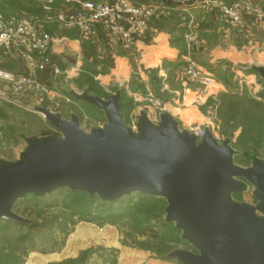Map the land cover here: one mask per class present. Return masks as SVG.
Listing matches in <instances>:
<instances>
[{
  "label": "rangeland",
  "instance_id": "rangeland-1",
  "mask_svg": "<svg viewBox=\"0 0 264 264\" xmlns=\"http://www.w3.org/2000/svg\"><path fill=\"white\" fill-rule=\"evenodd\" d=\"M85 1L88 0H0V18L13 19L29 28L40 26L58 43L65 38L58 33L62 31L57 25L60 15L77 2ZM161 1L134 0L132 3L158 5ZM202 1L205 0H197V3L200 5ZM206 1L212 6L202 3L187 13L170 3L168 10L146 19L145 41H133L130 49L112 43L116 38L107 39L97 34L92 38L79 35L77 40L67 39L76 42L70 53L63 44H56L53 51L52 43L44 67V63L40 64L30 55L24 63H18L0 54V71L13 76V82L30 80L34 71L41 87L35 93L38 100L35 101L34 96L30 99L21 96L0 80L3 98L0 100V159L17 160L24 139L59 135L31 111L33 108H46L64 120L76 115L84 131L105 122L100 111L68 97L71 91L80 93L74 84L79 76L95 81V91L101 99L105 93L122 92L124 124L134 134L141 111L158 125L163 111L161 96L172 100L189 89L192 95L186 97L184 105L190 109L184 108L181 117L172 114L180 129L201 136L207 127L217 142L229 139L236 149L235 163L240 167H249L252 156L261 158L264 81L250 74V68L258 64L232 66L222 60L219 65L208 66V72L213 74V87L220 85L221 88L217 92L210 88L211 94L202 73L201 81L197 82H189L185 73L189 67L195 68L194 61L205 63V51L229 45L247 48L248 51L243 52L250 53V57L261 54L263 65L260 66L264 67V0H229L234 6L222 0ZM220 4L225 8L233 7L238 20L221 13ZM177 27L183 29L182 35L175 32ZM160 35L168 37L169 47L178 52V58L175 62L164 60L146 68L141 63L142 49L155 44ZM173 35L181 39L178 47L171 46ZM120 58L130 66L123 77L113 68ZM248 126L249 136L243 135V129ZM252 191L249 186L246 193L235 197L236 201L253 204ZM126 202L123 210L104 213L91 208L84 195L66 190L39 201L31 197L18 201L12 212L29 224L21 227L0 220V264H178L175 260H163L174 250L187 249L173 227L163 228L164 202L138 195ZM100 216L104 219H99Z\"/></svg>",
  "mask_w": 264,
  "mask_h": 264
},
{
  "label": "water",
  "instance_id": "water-1",
  "mask_svg": "<svg viewBox=\"0 0 264 264\" xmlns=\"http://www.w3.org/2000/svg\"><path fill=\"white\" fill-rule=\"evenodd\" d=\"M251 70L264 79V67ZM74 101L92 105L105 122L84 131L79 118L62 119L33 108L59 135L27 138L14 162L0 160V220L24 223L13 206L69 189L106 203L135 194L163 199L164 220L188 247L167 255L178 264H264V150L247 168L235 164L229 140L218 143L207 127L201 136L164 110L153 124L138 115L137 136L119 113L120 95L106 99L71 91ZM251 187L253 204L236 201Z\"/></svg>",
  "mask_w": 264,
  "mask_h": 264
},
{
  "label": "built area",
  "instance_id": "built-area-1",
  "mask_svg": "<svg viewBox=\"0 0 264 264\" xmlns=\"http://www.w3.org/2000/svg\"><path fill=\"white\" fill-rule=\"evenodd\" d=\"M132 1L134 0L77 2L73 7L62 12L57 22L58 28L60 30H76L83 38L87 35L92 38L97 34L107 39L116 38L112 43L116 42L123 49H130L133 41H145L146 19L168 10L167 6L170 3L184 13L202 3L208 7L212 6L206 0L202 1L200 5L197 0H163L158 5L155 3L150 5L133 4ZM222 1L234 6L233 2L229 0ZM218 7L221 13L238 20L233 7L225 8L221 4ZM52 43H54L53 39L51 40L49 34L43 31L40 26L29 28L23 24L19 25L13 19L0 18V54L15 60V62L24 63L30 55L33 60L38 59L40 64L44 63L43 67L46 66L47 51ZM185 76L189 82H197L202 79L201 72L193 67L186 70ZM0 80L5 82L8 87L14 88L19 95L28 99L32 96L35 97V93L41 88L34 71H32L30 80L17 79L15 82H13V76L0 71ZM1 99L3 98L0 96ZM12 104H16V102H12Z\"/></svg>",
  "mask_w": 264,
  "mask_h": 264
},
{
  "label": "crops",
  "instance_id": "crops-1",
  "mask_svg": "<svg viewBox=\"0 0 264 264\" xmlns=\"http://www.w3.org/2000/svg\"><path fill=\"white\" fill-rule=\"evenodd\" d=\"M61 42H65V43H61ZM74 43L76 42L68 41L65 38L61 39L58 43H54L53 51H55L56 44H63V46H66V52L70 53V50L73 51V49L75 48L73 45ZM217 48L219 47H216L209 51H205L204 53V57H206L205 63H200V62H195V61L193 62L194 67L197 68L199 71H201V73L203 74L205 78V81H206L205 84H207V87H209L207 91L210 90V88H213L215 92L221 89L219 87L220 85L218 87L216 86L213 87V85H215V83L213 84L214 82L213 74L208 72V66L213 67L214 65L215 66L219 65V61H222V60L230 62L232 66L237 65V64H242V63L249 64L251 62H255L259 66L263 65L262 61L260 60L261 54L256 53V54H253L254 57H250L249 56L250 53L245 54L243 52V51H248L247 48H240V47H237V45H235V47L232 45H229L227 47L225 46L224 48H219L220 50ZM53 56H54V53H53ZM177 58H178V52L174 48L169 47L168 37H166L165 35H162V36L160 35L155 40V44L146 46L142 49L141 63L147 68V67H150L151 65L156 66L158 63L164 60H167L169 62H175ZM127 63L128 62L124 58H120L119 60H117L113 65L115 73H117L121 77L125 76L124 71L130 69L129 63L128 64ZM190 92L191 91L189 89H185V91L180 94L179 98L176 97V98H173L172 100H169V103L167 105V111L171 114V116L173 114V115H178V117H181L180 114H182V111L185 108L184 100L189 95H192L190 94ZM208 93L211 94L212 91H208ZM193 95H196V94L193 93ZM180 100L183 101L182 104H180L181 103ZM189 109H190L189 107L185 108V110H189ZM163 110H164V106H163Z\"/></svg>",
  "mask_w": 264,
  "mask_h": 264
},
{
  "label": "trees",
  "instance_id": "trees-1",
  "mask_svg": "<svg viewBox=\"0 0 264 264\" xmlns=\"http://www.w3.org/2000/svg\"><path fill=\"white\" fill-rule=\"evenodd\" d=\"M88 1H93V0H88ZM56 28V27H55ZM60 30V29H59ZM175 32H177V34H181L182 35V32H183V29H181V28H179V27H177L176 29H175ZM58 33H60V36H63V37H65L66 39H71V40H77L78 39V36L80 35L79 34V32L78 31H76V30H62V31H58ZM174 36V37H173ZM172 37H171V46L172 47H178L180 44H178L180 41H181V39L179 38V37H177V36H175V35H173ZM55 58V57H54ZM250 74H252V75H255V76H257L258 78H259V80H260V82L261 81H264V79H261L260 77H259V75L257 74V73H255V72H253L252 70H251V68H250ZM84 78V79H83ZM74 84L76 85V87H77V89L79 90V92L80 93H84V94H87V95H90V96H94V97H96V98H99L100 97V95H98V94H96V89H95V85H96V83H95V81L93 80V79H91L90 77H84V76H79L78 78H76V79H74ZM71 93V92H70ZM70 93L68 94V97L69 98H71V100L73 101V102H80V101H74L73 99H72V96L70 95ZM116 93H118L119 95H120V98H119V101H118V103L120 104V111H119V113L122 115V117H123V114H122V105H121V102H122V100H123V94H122V92H116ZM111 94H114V93H111ZM111 94H107V93H105V95L104 96H102V97H104L103 99H106L109 95H111ZM162 98H166V99H169L168 97H166V96H161V100H162ZM101 99V98H100ZM81 103V102H80ZM83 104V103H82ZM84 105H86V104H84ZM88 106H91V107H93V108H95L96 110H98L96 107H94V106H92V105H88ZM48 110V109H47ZM99 111V110H98ZM102 113V112H101ZM229 113H231L230 111L228 112V114ZM227 114V115H228ZM226 115V116H227ZM61 117V116H60ZM104 117V116H103ZM104 121H105V119H104ZM123 122H124V119H123ZM125 125V124H124ZM126 126V125H125ZM136 126H137V133H136V135L137 136H140V133H139V131H138V118H137V122H136ZM127 127V126H126ZM250 129H249V126L248 127H246V128H244L243 129V132H242V134L243 135H246V136H249V131ZM25 140V139H24ZM33 140V139H32ZM38 140V139H37ZM227 140H229V139H227ZM224 141V140H223ZM222 141V142H223ZM219 143V142H218ZM229 143H230V146L232 147V145H231V142H230V140H229ZM235 147V146H234ZM234 147H232V149L235 151L236 149L234 148ZM235 153H236V151H235ZM235 156H236V154H235ZM251 158V157H250ZM0 160H2V159H0ZM2 161H4V160H2ZM5 162H8V161H5ZM234 162H235V157H234ZM251 162V161H250ZM236 164V163H235ZM237 165V164H236ZM68 191L69 193H71V194H81V195H84L85 197H86V199L88 200V204H89V206L91 207V208H95L97 211H103L104 213H112V212H114V213H116V212H119V211H121V210H123L124 209V206H126V204H127V200H130L134 195H132L131 197H125V198H123V199H121L120 201H118V202H114V203H106V202H103V201H101L98 197H96V196H94V197H90L89 195H87L86 193H84V192H81V191H75V192H73V191H70L69 189H67V188H65V189H61V190H58V191H55V192H52L51 194H49V195H45V196H42V197H35L34 195H32V194H26L25 195V197L22 199V200H19V201H23V200H25L27 197H31V198H33L34 200H37V201H39V200H41V199H47V198H52V197H55V196H58V194H61L63 191ZM135 195H138V196H142V197H145V198H151L152 200H154V202H158V201H162V202H164V209H165V206H166V203H165V201L163 200V199H156V198H153V197H150V196H146V195H141V194H135ZM18 202V201H17ZM16 202V203H17ZM15 203V204H16ZM93 206V207H92ZM163 215H164V210H163ZM104 216V215H103ZM99 219H104V218H101V216H100V218ZM4 221V220H3ZM5 222H7V223H12L13 225H15V226H21V227H26V226H28V222L27 221H25L24 223H17V222H13V221H7V220H5ZM166 227H173V230L176 232V233H178L179 235V237H178V239H179V241H181L180 240V233L175 229V227H174V225L173 224H167L166 222H165V220L163 219V228H166ZM182 242V241H181ZM185 244V243H184ZM187 249H188V247H187V245L185 244L184 245ZM163 260H169L168 258H167V256L163 259Z\"/></svg>",
  "mask_w": 264,
  "mask_h": 264
}]
</instances>
